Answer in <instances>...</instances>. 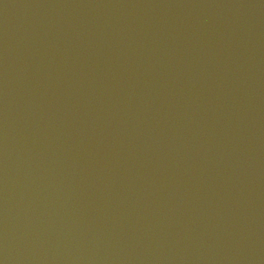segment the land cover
I'll return each mask as SVG.
<instances>
[{"label": "water", "instance_id": "95a60500", "mask_svg": "<svg viewBox=\"0 0 264 264\" xmlns=\"http://www.w3.org/2000/svg\"><path fill=\"white\" fill-rule=\"evenodd\" d=\"M0 264H264V0H0Z\"/></svg>", "mask_w": 264, "mask_h": 264}]
</instances>
